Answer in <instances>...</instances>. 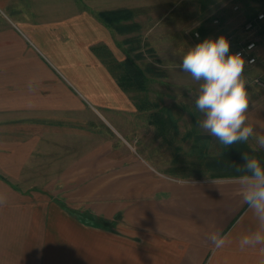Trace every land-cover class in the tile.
Masks as SVG:
<instances>
[{"label":"crops","instance_id":"crops-1","mask_svg":"<svg viewBox=\"0 0 264 264\" xmlns=\"http://www.w3.org/2000/svg\"><path fill=\"white\" fill-rule=\"evenodd\" d=\"M115 3L97 10L128 11L113 8ZM97 18L80 0H0V67L15 69L19 60L26 59L16 56L20 40L21 48L29 51L27 60L34 57L55 70L56 64L46 60L34 43L41 41L37 35L45 33L43 40L53 42L63 57L56 38L60 41L70 26L79 38L96 44ZM71 22L75 23L67 25ZM21 27L27 33L24 37L18 33ZM2 51L15 53L9 65L1 62ZM45 78L48 82L50 76L0 74V96L7 97L6 103L0 102V264H260L264 260L261 246H239V238L258 225L241 196L242 174L211 175L199 160L195 164L208 176L164 174L144 146L140 153L121 150L122 143L113 138L84 152L67 153V148L81 150V128L91 129L98 116L93 112L92 119L87 108L89 123L80 114L65 124L60 93H51L56 100L35 98L38 91L50 94L43 86ZM123 103L117 106L122 115H144L145 110L129 98ZM254 127L264 135V121ZM119 137L127 139L121 132ZM45 162L54 169L51 175H40ZM216 231L229 241L219 249L209 239Z\"/></svg>","mask_w":264,"mask_h":264},{"label":"rangeland","instance_id":"rangeland-1","mask_svg":"<svg viewBox=\"0 0 264 264\" xmlns=\"http://www.w3.org/2000/svg\"><path fill=\"white\" fill-rule=\"evenodd\" d=\"M80 2L98 17L96 44L91 45L89 40L79 38L68 26L64 32L66 34L59 36L60 41L57 38L55 40L63 50L62 57L54 48L53 42L43 40L45 33L37 35L41 41L34 40V43L43 49L46 60L49 59L56 64L55 71L51 66L43 65V61H37L34 57L27 60L29 51L22 49L18 40L19 49L16 56L23 54L26 59H22L23 62L19 60V65L15 66V69L13 66H1L0 74L9 75L17 71L19 74L50 76L49 81L46 82L45 78L43 84L44 87L49 88L50 94L45 92L41 94L38 91L35 93V98L44 101L49 96L50 100H56L57 98L51 93L55 96L60 93L58 103H64L65 109L62 110L67 121L65 124L75 122L73 119L75 115L81 114L80 118L83 119L92 116L93 119V112L97 113L98 117L93 119L92 127L88 129L90 131L81 128L84 134L80 139L81 150L78 147L67 148V153L72 152L69 150L75 151L76 154L79 151L84 152L91 145L113 138L122 143L124 148L121 150L140 153L144 146L158 159L155 165L164 174L173 172L193 175L192 177L208 176L195 163L200 157L203 160H209V155L215 157L220 153L222 145L199 127L198 120L203 118L195 107L199 84L193 81L189 74L183 72L179 65L188 48L205 38L216 39L220 35L226 36L230 42L231 52H234L239 41L249 37L256 38L255 34L245 31V24L264 9V0H80ZM111 3H115L112 6L116 9L127 8L129 13L123 15L124 17L129 15L113 24L104 21L99 16L98 10L106 8ZM95 9H98L97 12ZM119 26H127V32L122 33L118 29ZM51 28L57 37L59 33L55 28ZM18 29L19 35L23 36L26 30ZM2 52H5L2 55V59L5 58L2 63L9 65V62L14 61V52ZM130 60L134 61L147 77L141 89H133L129 79L123 78V67ZM49 64L53 66L52 63ZM149 66L153 68L155 74L147 72ZM243 75L247 80L250 97L247 124L254 129V136L247 142L255 151L264 152V148H260L256 142L255 137L259 132L254 127L260 126L264 121V64L256 66L245 64ZM57 82L63 84L62 87H59ZM0 90L3 93L1 87ZM68 95L71 97L69 98ZM10 97L13 99L14 95ZM137 97L144 98L143 102L146 105L144 115H140L139 118L122 115V111L117 106L124 105L123 101L129 98L138 108L135 101ZM5 98L7 97L0 96V99H3L0 102L6 103ZM152 112L164 115L169 113L175 118L173 124L170 122L166 124L169 134L173 133L172 136L169 135L168 140L162 139V135L157 133L155 124H151ZM86 120L89 123V120ZM139 122L145 124L144 128L139 126ZM120 132L127 139L123 140L119 137ZM75 139L78 141L79 135H76ZM130 143L132 145H129ZM141 144L144 145L140 146ZM195 144L201 145L203 151L200 153L198 152L200 147H195L187 154ZM147 157L154 165L153 158ZM42 166L40 175L47 173L51 175L54 171L46 162ZM36 169L37 164L35 171Z\"/></svg>","mask_w":264,"mask_h":264},{"label":"clouds","instance_id":"clouds-1","mask_svg":"<svg viewBox=\"0 0 264 264\" xmlns=\"http://www.w3.org/2000/svg\"><path fill=\"white\" fill-rule=\"evenodd\" d=\"M245 64L243 53L231 52L229 40L220 35L189 47L179 65L199 84L195 98V107L203 116L198 120L199 127L224 147L247 142L254 136L253 127L247 124L250 97L243 75ZM255 139L259 147L264 148V135ZM242 158L243 168L235 169L245 173L238 177L243 189L241 196L258 225L239 238V246L241 249L261 246L264 251V166L255 156L243 154ZM209 239L217 249L229 242L219 231L213 232ZM260 264H264V260Z\"/></svg>","mask_w":264,"mask_h":264},{"label":"trees","instance_id":"trees-1","mask_svg":"<svg viewBox=\"0 0 264 264\" xmlns=\"http://www.w3.org/2000/svg\"><path fill=\"white\" fill-rule=\"evenodd\" d=\"M123 13H129V12L128 11L123 12L122 10H117L114 12H100L99 16L104 21L108 23L112 22L113 24L114 22L124 17ZM128 15H126L125 17H127ZM119 27L120 28L118 29L122 33L127 32V26H119ZM146 70L151 74H155L151 66L147 67ZM123 78L129 79L131 87L133 89H141V87H143V84L147 81V77L145 76L144 71L141 68H139V66H137V64L134 61L131 60L127 63V65L125 64V67H123ZM143 99L144 98H139V97L135 98L137 106L140 110H146V105L145 102H143L144 101ZM150 117H151L150 122L153 125L155 124L154 126L156 127L158 135H162L163 139L168 140V138L170 137L169 136L170 131L166 127V124L167 122L173 124L176 121L175 118L171 117V114L169 113L164 115L163 113H158V112H152L150 114ZM195 147L196 148L200 147L198 152L201 153L203 151V147H201V145L195 144L194 148ZM207 153L209 154V152ZM243 154H247L250 157L252 156L257 157L260 160L261 165L264 166V152L255 151L250 147L248 142H237L231 145L230 147L222 146L219 155H216L215 157L209 155L210 156L209 160H205V159L203 160L200 157L201 156L200 154L198 156L200 157L199 162H201V164L204 166L203 168L204 170H208V171L211 170L212 171L211 175L222 176V174L226 175L231 173L238 175L245 174L243 170L241 172H237L235 170L236 167L238 166L243 168V165L245 163L242 158ZM228 170H231L232 172H227Z\"/></svg>","mask_w":264,"mask_h":264},{"label":"built area","instance_id":"built-area-1","mask_svg":"<svg viewBox=\"0 0 264 264\" xmlns=\"http://www.w3.org/2000/svg\"><path fill=\"white\" fill-rule=\"evenodd\" d=\"M262 27H264V9L245 24V31L255 34L256 38L249 37L239 41L234 50V52L243 53L247 66L264 64V29ZM250 45L251 48H249Z\"/></svg>","mask_w":264,"mask_h":264}]
</instances>
